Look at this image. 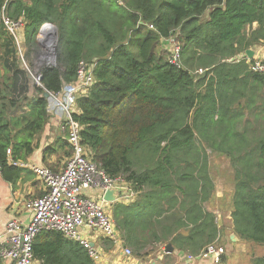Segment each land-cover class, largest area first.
<instances>
[{
	"label": "trees",
	"instance_id": "obj_1",
	"mask_svg": "<svg viewBox=\"0 0 264 264\" xmlns=\"http://www.w3.org/2000/svg\"><path fill=\"white\" fill-rule=\"evenodd\" d=\"M121 1L0 0L1 170L40 145L51 118L45 92L60 93L81 62H94L96 83L75 119L93 161L138 194L136 203L115 204L113 216L134 255L165 244L198 255L217 239L215 217L203 210L214 188L209 151L235 172V235L264 248V74L250 70L246 55L264 45V0ZM4 15L24 23L25 65ZM46 24L59 33L56 65L36 67ZM172 37L183 69L169 63L163 42ZM31 73L42 75V88ZM163 203L168 209L158 210ZM33 252L41 264H95L55 231L42 232Z\"/></svg>",
	"mask_w": 264,
	"mask_h": 264
},
{
	"label": "built area",
	"instance_id": "obj_2",
	"mask_svg": "<svg viewBox=\"0 0 264 264\" xmlns=\"http://www.w3.org/2000/svg\"><path fill=\"white\" fill-rule=\"evenodd\" d=\"M116 1L122 4L121 0ZM3 23L16 39L25 65L19 40L20 29L24 27L23 21H14L4 15ZM149 28L155 29L151 24ZM163 43L171 55L169 63L177 69H183L182 49L176 38H169ZM47 66L52 67L55 64ZM95 67L94 62H81L74 84L65 86L57 94L48 92L50 115L58 118L60 131L65 135L72 152L62 169L56 172L47 167L9 160L12 166L30 168L44 183L45 191L41 197L25 202L28 222L14 218L7 224L6 231L0 234V262L41 264L34 258L33 246L36 238L45 231L59 232L78 243L95 264H102L105 260L104 241L111 243L114 249L121 250L125 257H133L132 250L125 246L109 213V206L118 202H132L138 194L124 179L112 178L93 161L89 149L82 143V126L75 119L79 113L78 100L87 97L96 83ZM249 68L254 73L264 74V59H249ZM198 73L203 74L204 70L200 69ZM31 77L34 85L43 87L40 73H31ZM8 154H11L10 150ZM91 191L96 194H90ZM109 191L116 194L113 203L104 199ZM226 252L224 246L214 242L199 257L220 264ZM190 259L194 260L195 257L191 256Z\"/></svg>",
	"mask_w": 264,
	"mask_h": 264
},
{
	"label": "crops",
	"instance_id": "obj_3",
	"mask_svg": "<svg viewBox=\"0 0 264 264\" xmlns=\"http://www.w3.org/2000/svg\"><path fill=\"white\" fill-rule=\"evenodd\" d=\"M54 26V25H53ZM258 27L257 24L253 25V28L256 29ZM42 29V28H41ZM41 31V30H40ZM43 38L41 33L39 32L37 36L38 39ZM19 40L22 48L25 50L23 43H25V30L24 27L20 29L19 32ZM40 45V44H39ZM252 57L254 59H264V45H258L250 49ZM50 54V51L48 52ZM38 59V58H37ZM34 64H36V60ZM66 141L65 135L60 131L58 118L54 115H51L49 127L46 128L44 136L41 140L40 145L35 149L33 155L27 158L24 161L26 164L41 166L50 168L56 172L60 171L64 166L65 161L61 162L58 159L62 156V150L59 149L61 144L59 141ZM55 147V148H54ZM49 148H54V150L59 149L55 153H47ZM52 150V149H50ZM216 180L213 179V190L210 191L208 195V200L203 205L204 212H208L215 217V225L218 228V236L214 241L217 244H221L222 235L224 236V240H226L227 244L224 245L228 249L226 256L223 258V263L220 264H228V257L230 252L235 251L236 253H240L241 255H246L249 263L252 264L253 260L257 257L264 256V248L256 247L253 248L246 243L240 241V239L236 236L234 240L231 239L234 233L233 231V220H232V206L229 209V215L227 216V221L223 222L220 218L221 214V203L223 197L227 198L228 201L231 202L234 188H231V191H228V194L216 190ZM45 185L44 183L35 175V173L30 168L18 167L9 165L8 169L1 170L0 172V234L4 233L7 228V224L10 220L17 218L24 222H28L29 215L25 212L24 204L26 201L39 198L44 194ZM90 194L95 195L96 193L91 191ZM139 201L138 196L136 199L129 203H115L119 205H130ZM112 204L109 206V213L111 214L114 220V211L115 207ZM168 209V205L166 203L162 204V207H159L158 210ZM115 221V220H114ZM117 226V225H116ZM119 231V229H118ZM122 236L121 232L119 231ZM224 233V234H223ZM123 239V238H122ZM124 241V239H123ZM108 242V241H107ZM125 242V241H124ZM213 242V243H214ZM100 244V243H99ZM102 245V242L101 244ZM222 245V246H223ZM112 246V245H111ZM125 246L128 248H132L125 243ZM167 245H155L153 247H149L144 253L143 257L137 258L133 256L131 258H127L124 256L123 252L118 249H114L109 253V255H105V260L102 264H215L211 260L201 259L200 253L206 248H204L198 255H193L189 252H184L178 249H174L172 253H165V247ZM151 251V253L147 256L145 254ZM194 256L195 259L191 260L190 257ZM241 258V257H240ZM243 258V257H242ZM243 262V261H242ZM241 263V262H240ZM0 264H11L9 262H0Z\"/></svg>",
	"mask_w": 264,
	"mask_h": 264
},
{
	"label": "rangeland",
	"instance_id": "obj_4",
	"mask_svg": "<svg viewBox=\"0 0 264 264\" xmlns=\"http://www.w3.org/2000/svg\"><path fill=\"white\" fill-rule=\"evenodd\" d=\"M40 47H41V53H40L39 57H37L38 59H37L36 63L38 62V60H39V62L36 64V67L39 66L40 62H41V64H44L45 66H47V63L44 62L43 57L45 54L47 55L48 52L53 49L51 47V45L48 47L40 45ZM40 57H41V60H40ZM247 59L249 60V57ZM253 59L254 58L252 57L250 60H253ZM69 152H70V150H69ZM69 157H66L64 152H62V156L58 159V161L61 160V162H63L66 160L64 163V165H65L67 160L69 159ZM209 162H210L209 163L210 174H211L212 178L214 180H216V182H215L216 183V190L218 189V191L222 192V194H224V193L228 194V191H231V188L235 187V172H234V169L231 165V161L225 156H221V155H218L215 153H211V151H209ZM231 202H232V199H231ZM231 202L228 201L227 198L223 197V200L221 203V210H219V211H221V214H222V217L220 219L223 222H226L228 220L227 216L229 215L228 210L231 209ZM224 239L225 238L222 235V238H221V244L222 245L227 244L226 240H224ZM111 245L112 244L109 242H106V241L103 242V246H104L103 247V253L105 255L106 254L109 255V253H111L113 251V250L111 251V249L109 251H107V247H110ZM224 247H225L226 251L228 252L229 248H226V246H224ZM131 250H132V248H131ZM132 252H133V256H135L134 255V249ZM222 263H223V261H222ZM228 264H250V263H249V260H248L246 255H241L240 253H236L235 251H233V252H230V255L228 257Z\"/></svg>",
	"mask_w": 264,
	"mask_h": 264
},
{
	"label": "water",
	"instance_id": "obj_5",
	"mask_svg": "<svg viewBox=\"0 0 264 264\" xmlns=\"http://www.w3.org/2000/svg\"><path fill=\"white\" fill-rule=\"evenodd\" d=\"M41 35L43 38L38 39V44L42 45V46H52L53 47V53L50 57L49 60V56L48 54L43 58L44 62H46L47 64H55L56 65V52H57V47H58V43H59V33L58 30L55 26L51 25V24H46L42 27L41 31H40ZM51 48V47H50ZM247 56L249 57V59L252 58V54L251 51L248 50L246 52ZM52 60V61H51ZM44 97L46 99L49 98V93L46 91L44 94ZM105 201L107 202H115L116 200V194L114 191H109L105 194L104 197ZM236 237V235H232L231 239L234 240V238ZM174 251L173 246H171L170 244H168L165 247V253H172Z\"/></svg>",
	"mask_w": 264,
	"mask_h": 264
},
{
	"label": "bare ground",
	"instance_id": "obj_6",
	"mask_svg": "<svg viewBox=\"0 0 264 264\" xmlns=\"http://www.w3.org/2000/svg\"><path fill=\"white\" fill-rule=\"evenodd\" d=\"M52 47V46H51ZM53 48V47H52ZM52 53H53V49L50 51V54H48V56H49V60H50V57H51V55H52ZM52 61V60H51Z\"/></svg>",
	"mask_w": 264,
	"mask_h": 264
}]
</instances>
